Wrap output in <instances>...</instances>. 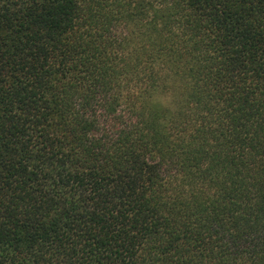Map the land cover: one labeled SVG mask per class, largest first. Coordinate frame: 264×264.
<instances>
[{
    "label": "trees",
    "instance_id": "obj_1",
    "mask_svg": "<svg viewBox=\"0 0 264 264\" xmlns=\"http://www.w3.org/2000/svg\"><path fill=\"white\" fill-rule=\"evenodd\" d=\"M0 264H264V0H0Z\"/></svg>",
    "mask_w": 264,
    "mask_h": 264
},
{
    "label": "clouds",
    "instance_id": "obj_2",
    "mask_svg": "<svg viewBox=\"0 0 264 264\" xmlns=\"http://www.w3.org/2000/svg\"><path fill=\"white\" fill-rule=\"evenodd\" d=\"M152 102L153 103H157V104H165V105L171 103L170 99H165V98H162V97H159V96H154L152 98Z\"/></svg>",
    "mask_w": 264,
    "mask_h": 264
}]
</instances>
